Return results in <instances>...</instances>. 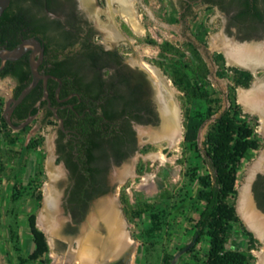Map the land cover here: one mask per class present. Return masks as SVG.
Masks as SVG:
<instances>
[{
  "label": "trees",
  "instance_id": "16d2710c",
  "mask_svg": "<svg viewBox=\"0 0 264 264\" xmlns=\"http://www.w3.org/2000/svg\"><path fill=\"white\" fill-rule=\"evenodd\" d=\"M23 2L24 0H15L14 5L18 7ZM238 2L242 6L238 15L239 20H244L247 15L254 19L260 18L257 9L246 10L249 1ZM22 21L21 12L6 13L0 20V40L19 33L23 28ZM174 21L178 22L177 19ZM55 27L61 30L62 25L58 22V26ZM94 35L95 32L91 30L88 39L81 43V50L78 53L57 60L53 66L54 76L63 82L60 99L76 94L67 102H58L57 105L59 108L62 105L67 106L66 109L59 110L58 117L64 119L67 129L77 132V144H72L70 153L64 157L71 171V181H74L69 191L66 210L72 214L75 222L84 218L91 201L106 194L105 190L97 186L105 180L111 159L113 158L117 165H121L137 151L134 123L152 127H157L160 123L159 114L153 103L154 92L145 74L125 64L118 51H106L102 45L95 44ZM206 35L207 30H203L202 40ZM71 36L73 34L69 31L62 35L66 41L57 42L59 49L64 51L74 45L75 41H70ZM139 42L159 48L158 60L153 62L154 66L160 68L183 95V156L178 163L185 166V177L189 183H197L200 186L197 204L201 210L198 218L192 220L196 228L194 243L197 245L203 239L208 241L205 264H253L255 257L252 251L256 250L258 241L245 227L242 230L248 238L246 250L243 252L230 250L227 246L230 225L242 223L234 203L240 189L239 187L237 190V183L241 164L248 153L258 151L261 147L260 137L253 122L248 121V116L243 113L241 105L237 102V88H248L253 81L252 74L227 67L224 56L214 54V61L219 67L217 75L228 78L233 83L228 93L230 106L221 111V98L208 86L211 71L193 44L187 43L186 48H181L170 42L158 43L150 36ZM188 53L190 57L187 56ZM14 76L19 82L15 91L18 99L28 88V83H23L24 80L19 73L16 72ZM57 88H60V84L53 80V92H56ZM33 94L17 108V113H22ZM41 96L40 91L38 97ZM53 101H57L54 95ZM70 105L73 108L68 107ZM2 106L3 101L0 99V107ZM218 114L219 117L209 125L205 140L200 145L201 129ZM24 118L25 116H22L12 125L20 127ZM31 128L30 125L14 132L1 116L0 135L8 149L4 150L0 146V178L5 172L6 161L20 158L22 150L19 146ZM64 137L65 134L61 131L59 143ZM38 145L39 140L33 138L27 148L34 150ZM151 149L153 148L147 150ZM74 159H77V162ZM138 172L141 174L143 170ZM41 187L42 181L39 178L27 185L16 181L12 186L10 207L7 209L10 217L8 228L12 248L19 264L51 262L49 257L51 249L44 232L37 226L36 213L28 217V227L35 250L27 257L22 251L17 206L25 199L35 200L40 206L43 198ZM254 193L259 208L264 211L261 202L264 184L261 177L254 186ZM188 195V189L177 194L164 189L155 201L134 206L126 192H121L123 213L128 222H140L147 217L151 219L150 239L143 242L145 264L173 263L175 256L160 254L158 240L162 239L172 212L186 201ZM154 238L158 240H153ZM194 249L195 247L189 249L188 253ZM155 255L157 261L154 260Z\"/></svg>",
  "mask_w": 264,
  "mask_h": 264
},
{
  "label": "rangeland",
  "instance_id": "374dc122",
  "mask_svg": "<svg viewBox=\"0 0 264 264\" xmlns=\"http://www.w3.org/2000/svg\"><path fill=\"white\" fill-rule=\"evenodd\" d=\"M137 1L139 5L141 4L142 7L146 8L150 15L149 20L144 19L142 30L139 29V24L137 23L138 14L135 16V22L132 23L127 19L126 16H124V14L119 12L118 6H115V10L118 11L114 13L115 17L118 16L117 13H119L123 15V18H125L128 22L134 24L135 26L132 25V27L134 28L135 35L141 39L145 38L147 35H151L152 38H154L158 43L168 40L181 48H186V44L190 39L198 40L196 41L197 46L211 71L208 86L213 93L221 98V111L227 109L230 106L228 93L231 83L228 78H222L217 75L219 67L214 62V54L219 53L220 51L212 46L211 40L212 37L217 34H222L224 36V19L222 18L221 14L211 9H207L205 4H198L193 9V17L191 19H187V21L183 23H178L174 21L179 16L180 5L178 4L177 0ZM99 4L100 3H97V1L94 0L93 5H91L93 6L91 8L94 11L91 9V13H93L95 16H98V12H100L101 9H107L106 13L108 15L109 8H106V4H103V6H100ZM97 21L99 23H105V19H102V17H98ZM107 24L108 23L104 25ZM203 30H207V35L202 40L201 35ZM108 36L106 35L103 38H99V42L110 48H128L124 56L126 62L131 66L132 64L134 65L135 60H144L150 64H153L154 61L158 60L160 50L156 46L135 42L134 39H130L129 43L123 42L114 44V42L109 40ZM187 56L190 57V54L188 53ZM226 66L228 67L227 64ZM164 76L166 75L164 74ZM166 78L170 82V87L172 86L171 88L175 92V87L172 85V82L169 80L168 76H166ZM14 86L15 83L11 80L0 81V99L3 101V106L4 103L10 100ZM174 96L175 101L181 110V126L183 129V95L176 91ZM3 106L0 107V118L2 116ZM243 113L248 116V121L253 122L256 132L260 137L261 147L258 151L250 152L245 156L239 171L237 190L239 187H243L247 184V179L249 178L250 173L249 171H251V169L256 166L257 162L261 160L264 152V136L260 133L261 124H259L258 117L245 113L244 111ZM219 115L220 114L216 115L213 120L207 122L203 130L200 145H202L205 140V134L209 125L216 118H218ZM255 119L256 123H254ZM57 129L58 126L56 123L53 122V125L50 123L43 124L41 119H38L33 124L29 134L25 139H23L21 145L19 146V148L22 150L20 158L14 159L12 161H6L5 172L0 178V264H19L16 258V253L12 248L8 228L10 217L7 214V209L10 207L9 198L11 195L12 186L16 181L23 185H27L30 181L36 178H39L42 181V187L40 191L42 192L43 198L41 205L38 206L35 200L25 199L19 202L17 206L19 212V222L21 225L22 251L23 255L26 257L31 253L33 242V237L31 236L28 227V217L36 213L37 219L39 221L41 215L45 213V188L47 185L52 183L54 195L58 203L56 217L57 224L56 226L51 225V229L49 231L45 230V226L40 227L38 224L37 226L42 232H44L48 244H51L50 253L53 255V264H92L90 262H85L83 259L79 260L75 258L77 255L76 251L78 250L77 241L82 236L85 221L91 214V208L98 200H103V198H113V200L116 202L121 215L127 224V230L130 234V237L134 241L131 247V251H133L131 252L132 255L129 259L125 260L121 264H145L146 259L144 256L143 242H146L148 239H150L149 235L152 227L151 219L147 217L140 222H128L123 213V205L120 202V194L122 191H125L131 204L136 206L140 203L155 201L156 197L164 189H168L175 194L180 193L181 191L185 192L188 189L189 195L186 201L178 209L172 212L169 223L166 229L163 231L162 239H153L160 241L158 246L160 254H172L175 256V264H205L208 253V241L203 239L197 245L193 241L196 228L195 223L192 222V220L198 218L199 212L201 210V207L197 204L200 186L197 183H189L188 179L185 177V166L178 163V160H180L183 156V139L175 149L169 147L166 148V144H161L163 146L162 148L158 146L160 144L154 141L152 142L150 136L147 134L148 132H152L154 130L156 131L158 127L136 126L137 137L139 141V152H137L131 159L124 163L123 166L112 170V172L115 171L114 174H116L125 168L131 167L132 169H130L133 171V175L128 177L125 181L119 182L117 186L111 192H109V194L96 199L93 203H91L90 209L84 218L79 222H75L71 217V214H69V212L66 210V196L71 183L68 175L65 172L63 164L59 162V159L56 156L55 139L57 135ZM33 138L39 140V145L34 150L28 149L27 145ZM0 146L4 150L8 149V146L1 135ZM148 148L153 149L147 150ZM52 152L53 168L51 160ZM158 154L165 155L166 158L172 161V165L163 164L161 161L156 159ZM138 163L139 170H143L140 175H136L134 172ZM263 163L264 161L262 162V165ZM262 165L254 174L250 187V193L256 212L257 208L254 202L252 186L257 175L264 173ZM56 170H60V176L57 177L56 181L53 183L50 181V173H54ZM238 198L239 190L237 199L234 202L236 209ZM241 222V224H231L229 227L230 231L228 234L227 246L230 250L242 252L246 250L248 238L243 232L242 228L245 227L247 231L249 230L242 219ZM256 240L258 241V245L256 250L252 251V254L255 257L253 264H259L258 254L264 249V244L259 239L256 238ZM191 244H194L191 247H195L194 251L188 253L189 250H187L181 254V252ZM154 257V260H156L157 255ZM37 263L43 264L40 261Z\"/></svg>",
  "mask_w": 264,
  "mask_h": 264
},
{
  "label": "flooded vegetation",
  "instance_id": "af4514ba",
  "mask_svg": "<svg viewBox=\"0 0 264 264\" xmlns=\"http://www.w3.org/2000/svg\"><path fill=\"white\" fill-rule=\"evenodd\" d=\"M96 1L97 3H100L99 4L100 6H103V4H106V8L108 7L107 0H96ZM238 1L239 0H177L180 7H179V16L176 19L178 20V23H183L187 21V19H191L193 17L194 7L198 4H205L207 9H211L221 14L222 18L224 19V36L229 41H231L233 44H236L239 46L264 45V0H243V2L244 1L250 2L246 10L252 9V11H254L257 9L260 13V16H259L260 18L258 19H254L251 15H247L244 20L238 19V15L240 14L242 10V6L241 4H239ZM93 2L94 0L90 1L87 4L86 3L83 4L82 0H24V2L21 3L20 6L16 7L14 5L15 0H11V3L8 9L4 12L3 16L0 18V20L4 18L6 13L21 12V16L23 19L22 21L23 28L20 30L19 33H15L14 35L8 37L7 39L0 40V50L12 51L16 49L17 47H19L25 40H28V39L38 40L41 43V46L43 48L44 53H43L42 60L40 61L39 66H38V72L41 76L48 77L47 83L43 79L38 82L36 87L30 93V94H33V93L34 94L31 97V99L27 102V104L24 106L22 113L21 112L17 113L16 110L24 101L18 107H16V109H14V111L11 114H8L7 116L10 117L12 124L13 122H18L19 118H22V116H25L24 120L22 121L20 125L30 120V123L26 127L30 125L33 126V124L38 119H41V122L43 124L50 123L51 125H53V122L57 124L58 129H57V135L55 139L56 156L59 159V162L63 164L65 172L68 175L70 179V183H71L67 191L66 206H67L69 191L71 190L74 184V181H71V171L68 169L64 157L68 156V153H70V150H71V145L77 144L78 140L76 139L77 132L69 128L67 129L65 127L64 119L58 117L59 110H64L67 108V106L62 105L59 108L57 105H58V102L60 103L67 102L69 99L75 97L76 94H71L66 99H60L61 87H63V82L54 76L53 66L57 60H62L65 56H73L74 54L78 53L81 50V43L88 39L90 31L92 30L93 32H95V35L93 36V42L95 44L102 45L106 51H118L119 55L123 58L125 64H127L132 69L137 70L126 62L124 55L126 54V51L128 50V48L107 47L104 44L99 42V38H103L106 35L110 36L111 33H108L109 29L113 28L114 31L121 36V39L118 41L111 40L112 42H116L114 44L123 43V42L129 43L130 39H134L135 42H139L141 40V38H138L135 35L134 28L132 27V25L133 26L135 25L132 24L131 22H128L125 18H123V15L119 13H117L118 16L116 17H115V14L107 15L106 13L107 9L106 10L101 9L100 12H98L99 14L98 16H95L93 13H91L92 12L91 7H93L91 5H93ZM135 12H137L136 15L138 14L137 23L139 24V29L142 30L144 19H147V20L150 19L149 12L146 10L145 7H142L141 4L139 5L138 1L135 6ZM98 17L100 18L102 17V19H105V23H99L97 21ZM58 22L60 23V25H62L61 30H58L55 27V26H58ZM106 23L108 24L104 25ZM66 31H69L73 34V36L70 37V41H75V43L73 46H69L66 50L62 51L61 49H59L57 42L63 43L64 41H66L65 38L62 37V35ZM0 32H1V28H0ZM148 36L152 37L151 35H147L146 37ZM196 41L198 40L190 39L187 43L193 44L200 51V49L197 46ZM164 42H170V41L167 40ZM219 54H222L226 61L227 58L225 54H223L222 52H219ZM32 57H33V51L30 50L16 61H3L2 59H0V81L11 80L15 83L10 100L16 99L15 91L17 87L19 86V82L15 79V76H14L16 72L19 73L20 76L23 78L24 80L23 83H26V84L28 83L27 84L28 88L32 85L34 81L33 74H32V67H31ZM36 60H39V55L36 56ZM228 67L237 68V69L251 73L249 71L251 70L250 68L244 67L248 69V70H245V69H242L243 66L230 65ZM252 76H253V81L251 82L248 88L238 87L236 90L237 96H238L237 102L238 104L241 105L243 111L245 110L239 101V92L241 90L253 89L255 84L258 82H262L264 84V68L263 67L257 68L256 75L254 76L252 74ZM53 80H55L56 82L60 84V88H57L56 92H53ZM230 83H231V86H233V83L231 81ZM40 91L42 92V96L38 97ZM53 95H54L55 100H57L55 102L53 101ZM44 103L46 104L44 105ZM6 105H7V102L4 103L2 117L8 123L6 116H5ZM12 105L13 104H11V106ZM68 107L73 108L72 105ZM35 110L37 111L35 114H33ZM246 113L249 114V112H246ZM49 114L51 115L49 116ZM253 115L258 117L259 124H261L260 117L257 114H253ZM60 120L63 121L64 128H62ZM136 126H144V125H139L136 123H134L133 125V129L136 134V145H137V151L135 152V154L139 152V141L137 137ZM61 131L65 134V137L62 139V142L59 143ZM14 132H17V131L14 130ZM75 149L77 150V147ZM52 151H53V144H52ZM133 156L129 157L121 165H117L116 161L113 158L111 159L109 166L107 168L108 170L106 173L105 180L102 181V183H100L97 186L98 188L101 187L103 190H105L106 194L100 197H97L93 201H91L89 204L88 210L90 209L91 203H93L96 199H99L109 194V192H111L117 186V184L121 182L122 179L128 178L127 177V178L117 179L116 174L118 172L114 174L115 171L112 172V170H115L123 166V164L126 163ZM51 160H52V168H53V152H52ZM74 161L77 162V159H74ZM138 167H139V163L136 165L135 170H134L136 175H140L138 172L139 171ZM262 167L264 171V163ZM259 177L262 178V181L264 184V173L257 175L253 183V186H252V193H253L254 202L256 204L257 210L264 213V211L259 208V204L256 200L255 193H254V186L256 182L258 181ZM120 197H121V194H120ZM261 202L264 207V195L261 198ZM71 217L73 218L72 214H71Z\"/></svg>",
  "mask_w": 264,
  "mask_h": 264
},
{
  "label": "bare ground",
  "instance_id": "6f19581e",
  "mask_svg": "<svg viewBox=\"0 0 264 264\" xmlns=\"http://www.w3.org/2000/svg\"><path fill=\"white\" fill-rule=\"evenodd\" d=\"M92 0H82L87 4ZM137 0H107L109 14L117 12L115 6H119V12L124 14L132 23L136 18L135 6ZM91 4V3H90ZM109 39L118 41L121 36L109 29ZM212 46L225 54L230 65L243 66L250 68L254 72L259 67L264 68V45H243L233 44L222 34L212 37ZM134 66H140L152 77L157 88L165 94L166 97L173 95L175 101V92L170 87V82L164 76L163 72L156 66L144 61L135 60ZM264 84L258 82L251 90H241L239 92V101L244 107L245 112L257 114L261 120L260 131L264 135ZM172 89V90H171ZM178 92V91H177ZM167 123L162 130L148 132L152 142L160 145L166 144L169 148L175 149L183 139V129L181 126V112L175 101V106L170 109L166 115ZM154 144V143H153ZM156 159L163 164H171L172 161L163 154H158ZM264 160V152L261 160L249 171L247 184L239 189V198L237 204V213L245 222L248 229L264 244V215L256 212L250 193L251 182L254 174L259 170ZM62 174V173H61ZM133 175L130 168H125L116 174L117 179L127 178ZM60 176V170L50 173V181L55 182ZM122 179L121 181H125ZM46 210L38 221V226H45L49 231L51 225L57 224V201L54 195L52 183L45 188ZM77 259H83L92 264H121L132 255L131 247L134 243L127 230V224L121 215V212L113 198L99 200L92 209L90 216L85 221L83 233L78 239ZM51 245V244H50ZM259 264H264V249L258 254Z\"/></svg>",
  "mask_w": 264,
  "mask_h": 264
},
{
  "label": "water",
  "instance_id": "95a60500",
  "mask_svg": "<svg viewBox=\"0 0 264 264\" xmlns=\"http://www.w3.org/2000/svg\"><path fill=\"white\" fill-rule=\"evenodd\" d=\"M10 3H11V0H0V18L3 16L4 12L8 9ZM114 43H116V42H114ZM30 50L33 51V57H32V60H31V67H32V74H33V80L34 81H33L32 85L29 88L25 89L21 93V95L19 96L18 99L9 100L7 102L6 110H5L6 119H7L8 123L10 124V126L15 131H19V130H22L23 128H25L30 123V120H28L27 122L22 124L20 127H15L14 125H12L10 117H8L7 115L11 114L14 111V109H16V107H18L24 101V99L32 92V90L36 87V85L38 84V82L40 80L43 79L47 83L48 77L41 76L39 74V72H38V66H39L40 61L42 60L44 51H43V48L41 46V43L38 40H36V39L25 40L19 47H17L16 49H14L12 51L0 50V59H2L3 61H16V60L20 59L25 53H27ZM37 55H39V60H36V56ZM226 62H227V65L230 66L228 61H227V59H226ZM132 67H134L135 69L143 72L146 75L147 79L149 80V82H150V84H151V86L153 88V92H154L153 103H154V105L156 107V110H157V112L159 114V118H160V123H159V126H158L157 130H162L164 128L165 124L167 123L166 115L169 114L170 109L173 108V106H175L174 97H173V95H169L168 97H166L165 94L163 93V91H161V90H159L157 88L155 82L153 81V79L149 75V73H147L143 68H141L140 66H134L133 64H132ZM242 69L248 70V69H246L244 67H242ZM249 71L255 76L256 72H257V69H256V72H254L252 70H249ZM46 97H47V95H46ZM11 104H13V105L11 106ZM180 112H181V110H180ZM60 123H61L62 128H64L62 120H60ZM204 127L201 129V131L199 133V143L201 142V139H202V134H203ZM183 129H184V127H183ZM166 148H168V146H166ZM92 208H91V210H92ZM257 211L260 214L264 215V213H262L261 211H259V210H257ZM37 224H38V219H37ZM254 237H255V235H254ZM193 245L194 244H191L190 246H187L181 252V254L186 252L187 250H189ZM172 264H175V260L173 261Z\"/></svg>",
  "mask_w": 264,
  "mask_h": 264
},
{
  "label": "crops",
  "instance_id": "0c3cea01",
  "mask_svg": "<svg viewBox=\"0 0 264 264\" xmlns=\"http://www.w3.org/2000/svg\"><path fill=\"white\" fill-rule=\"evenodd\" d=\"M50 246V249H51V245H49ZM35 250V244H34V242H32V249H31V253L33 252ZM30 253V254H31ZM29 254V255H30ZM50 258H51V262H50V264H53V255L50 253ZM37 264H41V263H37Z\"/></svg>",
  "mask_w": 264,
  "mask_h": 264
}]
</instances>
